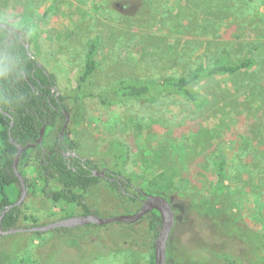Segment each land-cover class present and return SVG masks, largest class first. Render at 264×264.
I'll return each mask as SVG.
<instances>
[{
  "label": "rangeland",
  "instance_id": "374dc122",
  "mask_svg": "<svg viewBox=\"0 0 264 264\" xmlns=\"http://www.w3.org/2000/svg\"><path fill=\"white\" fill-rule=\"evenodd\" d=\"M0 21L27 27L31 52L55 74L70 107L88 45L95 42L100 67L86 85L94 95L83 98L82 112H71L65 137L82 157L123 176L133 174L127 189L132 195L159 180L161 170L164 180L176 171L179 182L169 200L178 213L166 264L212 257L199 240L207 236V223L214 227L218 220L188 212L192 206L183 192L194 190L203 200L217 189L215 154L225 160L239 221L264 229V0H0ZM223 52L231 61L251 58L255 66L198 82L197 90L208 98L201 109L181 95L115 106L97 97L125 77L185 75ZM183 136L186 152L177 143ZM39 155L35 150L29 157ZM22 170L33 189L21 205L19 224H46L83 212L81 206L46 198L34 160ZM130 194H118L102 179L85 198L99 216L109 217L141 207ZM160 222L150 213L133 223L0 235V264H153Z\"/></svg>",
  "mask_w": 264,
  "mask_h": 264
},
{
  "label": "trees",
  "instance_id": "16d2710c",
  "mask_svg": "<svg viewBox=\"0 0 264 264\" xmlns=\"http://www.w3.org/2000/svg\"><path fill=\"white\" fill-rule=\"evenodd\" d=\"M0 29L5 30L0 35V41H3L5 37V43L0 47V56L5 59L10 68L5 75L0 76V105L13 115L12 118L5 120L0 113V142L3 145V150L0 152V215L5 206L13 204L18 196V185L15 183L18 182V178L12 169V161L17 148L9 140L8 130L10 129L16 143L27 145L39 137L41 127L44 124L48 125L47 130L50 129L49 127H59V129L55 141L48 147L50 151H46L44 154L40 153L35 158L43 194L46 198L56 202L63 201L81 206L83 210L81 214L96 213V210L86 202L85 193L100 181V177L91 170L98 168L100 164H97V161L92 158H87L84 163H81L77 158L78 155L67 157L62 152V148H55L59 143L63 124H60V121L64 122L66 119L65 110L70 113L72 111L74 113L82 112L83 98L94 95L87 90L86 85L96 77L100 67L95 42L88 45L84 66L79 73L76 95L73 97L72 107H70L66 102V96L54 97L51 94V87L57 85L56 76L31 52L32 38L27 27H22V29L29 35V48L20 41L19 36L10 38L7 28L0 27ZM23 39L26 40L25 37ZM254 66L255 62L251 58L231 61L227 53L223 52L222 56L212 64L200 66L192 73L185 75H160L153 78L147 76L146 78L140 76L125 77L118 80L114 85L102 89L97 97L101 104L115 106L128 100L156 101L163 96L181 95L198 109H201L208 98L197 90L198 82L206 78L238 73ZM29 83L34 84V89ZM11 119L14 121L12 125ZM184 137L177 143L186 152L187 145L184 142L188 138L184 139ZM174 141L172 139V142ZM69 145L72 150H77L78 145L76 143ZM114 146L117 149L121 147L117 143ZM122 151L123 155L127 154L124 149ZM27 152L28 154L22 159L23 162L28 161V156L33 152V148H28ZM212 160L217 172V189L203 200L199 198L201 195L194 190L187 192L186 189L183 192L188 194L187 199L192 206L188 212L194 210L207 218L210 216L218 220L214 227L207 223L208 230L205 232L207 236L199 240L212 254V257L210 260H198L196 257H191L185 264H264V229H254L245 220L243 224L239 221L236 215L238 205L230 202L231 193L226 183L225 160L220 154L213 155ZM119 172L122 175L120 180L108 182L113 190L124 195L126 193L123 189H128L134 176L133 174L123 176L121 170ZM164 173L165 171L161 170L159 180L147 183L140 189L139 194L141 195L143 192L161 194L170 199L173 189L177 188L179 181L174 178L176 171L168 175L167 180L163 179ZM30 188L33 189L32 184ZM173 208L177 214V208L174 206ZM150 213L157 215L160 219L157 210ZM22 216L21 206H14L6 211L2 220L3 229L25 226L19 224ZM25 218L29 219L31 216H25ZM32 219L34 223L37 222L35 218ZM151 227L156 229L153 224ZM226 229H231V232H227ZM34 233L42 234L43 232L35 231ZM211 233H216V236L213 237ZM213 238L216 239L217 244L213 242ZM152 259L154 263V253Z\"/></svg>",
  "mask_w": 264,
  "mask_h": 264
},
{
  "label": "water",
  "instance_id": "95a60500",
  "mask_svg": "<svg viewBox=\"0 0 264 264\" xmlns=\"http://www.w3.org/2000/svg\"><path fill=\"white\" fill-rule=\"evenodd\" d=\"M0 27H5L8 29L10 34L12 35L14 32L17 34H25L26 32L23 29H18L14 26H12L10 23L5 21H0ZM27 48H29V45H27ZM1 109V107H0ZM66 121L64 122L62 126L61 136L64 135V131L66 127L68 126L69 119H70V112L66 111ZM40 137L38 139V143H43V137L45 133V126L40 131ZM12 142L17 146V153L13 161V170L15 172V175L18 177L20 183H21V197L20 199L15 203L7 206L0 215V235H9L14 234L18 232H35V231H41L46 232L50 230H54L61 227H76L80 225H86L88 223L98 224V225H104L108 223L113 222H122V223H133L150 212L157 210L160 215V229L158 231L155 245H154V263L153 264H166L167 258H168V242L171 237V234L175 228L176 223V213L173 208L172 203L168 198L161 194H148L144 192L145 197L142 200L141 207L134 213L130 214H121V215H114L109 217H101L97 213L91 212V213H83L78 215H72L63 217L54 221H50L46 224H38L33 226H22V227H12L8 230L3 229L2 227V220L6 213V211L10 210L11 207L15 205H20L22 201L25 198L26 192L28 191L27 187V179L24 177L21 172L18 169V163L19 160L23 154V152L27 148H32L35 146V143H30L27 146L19 145L14 142L12 139ZM76 154V153H75ZM77 155V154H76ZM106 168L103 170H94L96 175L104 176L106 175Z\"/></svg>",
  "mask_w": 264,
  "mask_h": 264
},
{
  "label": "flooded vegetation",
  "instance_id": "af4514ba",
  "mask_svg": "<svg viewBox=\"0 0 264 264\" xmlns=\"http://www.w3.org/2000/svg\"><path fill=\"white\" fill-rule=\"evenodd\" d=\"M17 28V27H16ZM18 29H22V28H18ZM24 30V29H23ZM10 33V32H9ZM16 36H19L20 37V41L21 42H23V43H25V45H26V47H27V45H29V43H28V41H29V35H28V33L26 32V35L25 34H17L16 32H14L12 35L10 34V38H15ZM26 38V40H24L23 38ZM39 65V64H38ZM30 85H31V87L34 89V84L33 83H29ZM51 94L52 95H54V97H57L58 95H60L59 94V91H58V87H57V85H54V86H52L51 87ZM5 99H7V98H5ZM0 107H1V109H0V113H1V115L4 117V119L5 120H8V119H10V118H12L13 117V115L10 113V111L9 110H7V109H4L1 105H0ZM65 116H66V113H65ZM1 117V116H0ZM71 113H70V119H69V122L71 121ZM12 120V119H11ZM65 121H66V119H65ZM64 121V122H65ZM64 122H63V124H64ZM12 124H14V121L12 120L11 121V125ZM63 124H62V126H63ZM45 126V133H44V137H43V143L41 144V143H38V139H39V137H40V135H39V137L34 141V142H32V143H35L36 145L35 146H33L32 148H33V152H35V150H39V152L40 153H45L46 151H50V149L48 148V147H50V144L51 143H53L54 141H55V139H56V131H55V128L56 127H49L50 129L49 130H47V124H44L42 127H41V129L43 128ZM67 128V127H66ZM62 129V128H61ZM0 131H1V127H0ZM9 131V140L11 141V143H13L12 142V139H13V137H12V134H11V132H10V129L8 130ZM41 131V130H40ZM62 131V130H61ZM65 131H66V129H65ZM65 131H64V135L63 136H61V132H60V139H59V143H58V145L55 147V148H62V152L67 156V157H70L71 155H78L77 156V158L80 160V162L81 163H84L86 160H87V158L86 157H82L79 153H78V151H77V153H76V151H74V150H72L71 148H70V145L68 144V142H67V140H66V137H65ZM41 133V132H40ZM14 140V139H13ZM14 142H15V140H14ZM16 143V142H15ZM14 144V143H13ZM16 144H18V143H16ZM28 144H30V143H28ZM27 144V145H28ZM15 145V144H14ZM19 145H21V144H19ZM27 145H23V146H27ZM46 145H48L47 147H45ZM16 146V145H15ZM16 148H17V146H16ZM28 149V148H27ZM27 149L23 152V154H22V156H21V158H20V160H19V163H18V169H19V171L21 172V174L24 176V177H26V179H27V187H28V191L26 192V195L31 191V188H30V186H31V181H30V179L27 177V176H25V174L23 173V170H22V165L24 164V162L22 161V159L24 158V156H25V154L27 155L28 154V152H27ZM2 150H3V145L1 144V142H0V152H2ZM33 152H32V154H33ZM16 153H17V150H16ZM16 153H15V155H14V158H15V156H16ZM76 153V154H75ZM29 156H31V154H29ZM28 156V162H33V160H34V162H35V164H36V161H35V158L36 157H38V156H35L33 159H31L30 157ZM14 158H13V161H14ZM13 161H12V169H13ZM37 165V164H36ZM38 168V167H37ZM104 168H106L107 170H106V175H104V176H99V175H97L98 177H100V180H102V179H105V180H107V181H110V182H114V181H118V180H120V178L122 177V175L121 174H119V173H117V172H115L114 170H112L111 169V167L110 166H108V165H106V164H102V165H99L98 166V168H95V169H91L93 172H94V170H103ZM14 171V170H13ZM15 173V172H14ZM38 174H39V170H38ZM94 174H95V172H94ZM40 175V174H39ZM96 175V174H95ZM40 177V176H39ZM18 178V177H17ZM16 183V185H18L17 187V189H18V196H17V198H16V201L13 203V204H15L19 199H20V197H21V183H20V181H19V179H18V182H15ZM132 184H130L129 186H131ZM128 186V187H129ZM123 191L126 193V194H130L126 189H123ZM138 191H140V190H138ZM26 195H25V197H26ZM131 195V197H133V198H135V199H138V200H140V201H142L143 200V198L145 197V195H144V192L140 195H132V194H130ZM24 200H25V198H24ZM24 200L22 201V203L20 204V205H15V206H21L22 204H23V202H24ZM9 205H11V204H8V205H6L5 206V208L7 207V206H9ZM14 207V206H13ZM12 208V207H11ZM10 208V209H11ZM4 210V209H3Z\"/></svg>",
  "mask_w": 264,
  "mask_h": 264
},
{
  "label": "clouds",
  "instance_id": "9594fccd",
  "mask_svg": "<svg viewBox=\"0 0 264 264\" xmlns=\"http://www.w3.org/2000/svg\"><path fill=\"white\" fill-rule=\"evenodd\" d=\"M4 31H5L4 29H0V35H2ZM4 43H5V37L3 41H0V47H2ZM9 70L10 68L7 66L5 59L2 56H0V76L5 75Z\"/></svg>",
  "mask_w": 264,
  "mask_h": 264
}]
</instances>
